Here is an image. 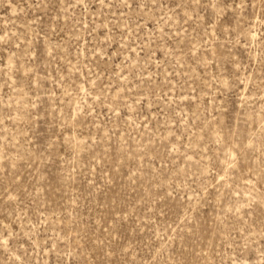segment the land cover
Here are the masks:
<instances>
[{"label": "rangeland", "instance_id": "1", "mask_svg": "<svg viewBox=\"0 0 264 264\" xmlns=\"http://www.w3.org/2000/svg\"><path fill=\"white\" fill-rule=\"evenodd\" d=\"M0 264H264V0H0Z\"/></svg>", "mask_w": 264, "mask_h": 264}]
</instances>
